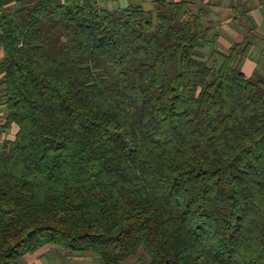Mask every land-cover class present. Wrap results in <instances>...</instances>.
I'll list each match as a JSON object with an SVG mask.
<instances>
[{"label":"trees","instance_id":"obj_1","mask_svg":"<svg viewBox=\"0 0 264 264\" xmlns=\"http://www.w3.org/2000/svg\"><path fill=\"white\" fill-rule=\"evenodd\" d=\"M0 0V264H264V76L186 1ZM213 38V43L215 42Z\"/></svg>","mask_w":264,"mask_h":264},{"label":"crops","instance_id":"obj_2","mask_svg":"<svg viewBox=\"0 0 264 264\" xmlns=\"http://www.w3.org/2000/svg\"><path fill=\"white\" fill-rule=\"evenodd\" d=\"M166 1H186L194 13L202 15L204 25L210 30L208 41L202 49L205 60L213 62L212 54L215 51L226 52L234 44L247 41L251 45L249 55L238 60V65L246 76H251L256 72L264 76V0ZM98 2L102 7L111 10H126L132 6H140L146 11L155 9V0H98ZM213 38H215L214 43ZM4 58L5 51L0 46V63ZM4 81V74L0 73V131L15 130L17 133L18 126L15 124H12L9 130H3L8 112L2 99L6 91ZM14 138L15 136L6 138V140ZM63 249L51 243H44L34 252L24 254L18 260V264H66L67 260L76 254Z\"/></svg>","mask_w":264,"mask_h":264},{"label":"rangeland","instance_id":"obj_3","mask_svg":"<svg viewBox=\"0 0 264 264\" xmlns=\"http://www.w3.org/2000/svg\"><path fill=\"white\" fill-rule=\"evenodd\" d=\"M15 130H11L9 132H1L0 131V146L3 143V141L9 138H13L15 136ZM63 249L62 247H59ZM65 250V249H63ZM68 251V250H67ZM72 254L73 258L67 260L68 262L66 264H101V260L95 256L94 254L87 252L80 255H77V253H73L71 251H68ZM79 254V253H78ZM150 260L149 255L146 253L144 249H141L138 254L131 256L125 260V264H135L139 261L148 262Z\"/></svg>","mask_w":264,"mask_h":264}]
</instances>
